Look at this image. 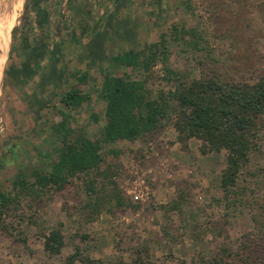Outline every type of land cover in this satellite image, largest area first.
Returning a JSON list of instances; mask_svg holds the SVG:
<instances>
[{"label":"rangeland","instance_id":"rangeland-1","mask_svg":"<svg viewBox=\"0 0 264 264\" xmlns=\"http://www.w3.org/2000/svg\"><path fill=\"white\" fill-rule=\"evenodd\" d=\"M42 5L49 22L40 28L32 0H0V27L3 20L12 23L0 67L1 191L12 192L21 170L31 175L34 167L50 169L62 144L52 129L63 119L60 112L72 128L100 137L105 104L99 93L106 74L144 81L152 97L169 96L180 82L195 79L254 83L264 75V0ZM163 35L166 63L162 54L149 70L116 61L126 50L161 44ZM10 78L32 79L14 84ZM70 89L89 94V101L78 109L66 106L61 96ZM169 103L156 131L103 145L100 171L107 169L106 177L97 171L79 175L61 190L52 187L40 199L23 197L19 208L0 214V264H67L74 255L73 264H82L77 251L142 264H212L217 255L231 264H264V129L260 150L228 196L221 187L227 152L203 153L199 138L181 140L177 104L172 98ZM91 178L97 179L98 195L107 197L100 213L88 206ZM53 228L64 237L58 254L44 249L43 236Z\"/></svg>","mask_w":264,"mask_h":264},{"label":"trees","instance_id":"trees-1","mask_svg":"<svg viewBox=\"0 0 264 264\" xmlns=\"http://www.w3.org/2000/svg\"><path fill=\"white\" fill-rule=\"evenodd\" d=\"M32 1L37 25L43 28L49 22V14L42 7L44 0ZM174 29L177 30V27ZM164 39L163 35L161 44H150L141 51L126 50L118 54L116 61L134 70H149L162 54L163 62L166 63ZM168 74L172 77L174 72L168 68ZM148 93L144 81L135 80L129 75L116 77L106 74L99 93L105 104V123L100 137L93 140L85 131L72 128L64 113L60 112L63 119L52 125V129L62 137L57 159L48 170L34 167L31 175L24 170L19 171L13 180L12 192L0 190V214L11 207L19 208L23 197L40 199L52 187L61 190L79 175H90L97 171L98 175L106 177L109 174L107 169L100 171L103 145L118 140L134 141L156 131L168 116L170 98L177 104L179 117L175 127L181 140L199 138L203 142V153L227 152L221 187L226 195H234L233 189L237 187L243 169L250 162L252 154L260 150L259 142L264 129V75L254 83L223 81L218 78L195 79L189 83L180 82L168 92L169 96L161 92L159 96L152 97ZM89 99V94L75 89L61 96V102L74 109ZM93 117L97 119L96 115ZM108 180L113 183L110 178ZM86 183V194L90 198L88 206L100 213L107 197L101 198L98 195L96 178ZM116 198L118 204L123 205V197L119 192ZM43 237L44 249L49 254H58L64 246L60 229L53 228ZM76 256L82 264H142L139 259L102 261L81 256L79 251ZM75 260V255L70 256L67 264H73ZM212 264L231 263L217 255L212 259Z\"/></svg>","mask_w":264,"mask_h":264},{"label":"bare ground","instance_id":"bare-ground-1","mask_svg":"<svg viewBox=\"0 0 264 264\" xmlns=\"http://www.w3.org/2000/svg\"><path fill=\"white\" fill-rule=\"evenodd\" d=\"M11 29H12V23L8 24L7 22L3 20V24L0 27V50L2 51V53H0V67L2 66L6 58V50L8 48V43L10 40Z\"/></svg>","mask_w":264,"mask_h":264},{"label":"crops","instance_id":"crops-1","mask_svg":"<svg viewBox=\"0 0 264 264\" xmlns=\"http://www.w3.org/2000/svg\"><path fill=\"white\" fill-rule=\"evenodd\" d=\"M47 1V0H46ZM45 0L43 1V2H46ZM43 2H42V4H43ZM42 7H44L43 5H42ZM30 46V45H29ZM28 48H30V47H28ZM25 51H28V49L27 48H25V49H23V50H21L20 51V55H23L24 54V52ZM46 52V51H45ZM48 52V51H47ZM39 64H36V66H38ZM11 79V82H13L14 84L15 83H29V81L32 79V78H10ZM42 79L43 78H41V81H42Z\"/></svg>","mask_w":264,"mask_h":264},{"label":"built area","instance_id":"built-area-1","mask_svg":"<svg viewBox=\"0 0 264 264\" xmlns=\"http://www.w3.org/2000/svg\"><path fill=\"white\" fill-rule=\"evenodd\" d=\"M142 183H143V181H142ZM144 189L146 190V194L148 195V187H145V186H144ZM140 193L143 194V191L140 190L139 193H138V195H140Z\"/></svg>","mask_w":264,"mask_h":264}]
</instances>
